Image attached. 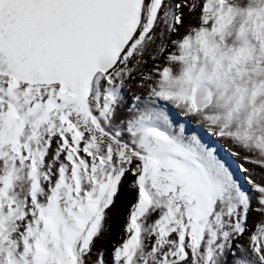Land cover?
<instances>
[{"label": "snow or ice", "instance_id": "1", "mask_svg": "<svg viewBox=\"0 0 264 264\" xmlns=\"http://www.w3.org/2000/svg\"><path fill=\"white\" fill-rule=\"evenodd\" d=\"M0 264H264V0H0Z\"/></svg>", "mask_w": 264, "mask_h": 264}]
</instances>
